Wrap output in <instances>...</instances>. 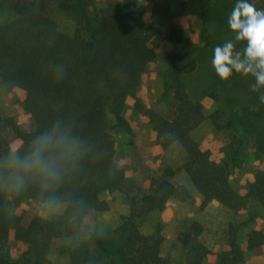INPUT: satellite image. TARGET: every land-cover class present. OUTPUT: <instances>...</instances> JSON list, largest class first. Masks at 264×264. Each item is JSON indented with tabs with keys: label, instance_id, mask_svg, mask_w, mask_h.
I'll return each instance as SVG.
<instances>
[{
	"label": "trees",
	"instance_id": "16d2710c",
	"mask_svg": "<svg viewBox=\"0 0 264 264\" xmlns=\"http://www.w3.org/2000/svg\"><path fill=\"white\" fill-rule=\"evenodd\" d=\"M169 1L175 3L177 0ZM90 5L89 0H61V8L76 19L73 34L63 32L55 21L38 12L37 0H16L17 18L0 24V79L4 86L10 81L23 91L25 110L33 119V129L22 131L13 118L0 112V151L11 145L7 131L12 130L17 135L18 147H21L30 133L40 131L57 117L64 118L96 149V158L86 161L81 177L67 186L72 195L85 197L92 211L104 212L109 208L104 196L119 192L128 206V214L122 217L116 230L106 236L98 234L88 241L95 245L102 264H171L169 258L161 255L160 229L153 235H145L141 226L149 214L163 211L170 200L186 201L190 194L184 185L171 181L174 174L170 168L164 169L161 176L148 177V188L143 190L117 166L114 132L124 131L129 136L130 146L135 144L134 129L123 115L129 100L134 102L138 113L148 118L161 148L178 144L183 149L185 156L181 168L205 203L217 201L236 213L245 210L250 203L264 208V172H257L246 194L240 195L230 180L237 167L239 149L233 148L223 161L216 162L211 151L202 150L193 138V131L205 120L204 106L189 97L177 78L196 68L199 46L178 35L187 48L175 52L177 62L172 82L177 88L179 105L173 117L168 118L145 108L138 97L143 74L157 59L143 23L145 7L124 0L109 2L99 12L91 14ZM211 7L197 8L182 2L179 7L171 6L167 10L172 8L175 15L187 12L195 15L206 38ZM4 8L5 0H0V17ZM56 64L65 66L62 79L54 75ZM233 105L235 110L255 117L264 114L261 102ZM232 123V120L228 122ZM242 136L251 139L262 152L252 139L255 135L250 127L242 128ZM35 197L36 192L29 190L18 198L8 199L17 206L25 200L36 201ZM8 199L0 196V264H49L47 254L53 239L70 236L72 229L64 228L63 218L51 224L36 216L24 225L23 218L9 209ZM237 228L230 226L229 249L217 256L215 264L245 263ZM11 235L26 247L17 258L9 253ZM202 235L203 226L198 221H192L180 232L182 264H203L211 255ZM247 243L249 251L260 248L264 244V234L252 231ZM68 249L72 253L71 264H84L70 246Z\"/></svg>",
	"mask_w": 264,
	"mask_h": 264
},
{
	"label": "rangeland",
	"instance_id": "374dc122",
	"mask_svg": "<svg viewBox=\"0 0 264 264\" xmlns=\"http://www.w3.org/2000/svg\"><path fill=\"white\" fill-rule=\"evenodd\" d=\"M16 0H5L4 13L0 24H6L17 18L14 9ZM91 14L99 12L109 2L124 0H89ZM143 5L146 13L143 18L150 43L157 53V59L150 63L142 77L138 97L145 108L158 111L172 118L179 102L176 87L172 78L175 72V52L185 50L178 35H183L192 44L200 47L196 68L190 73L178 75L179 85L187 91L193 101L204 106L205 120L192 135L202 150H209L216 162L223 161L233 150L238 148L237 167L230 177L231 184L240 195H245L248 184L253 181L257 172H264V114L255 117L249 113L235 110L233 104L253 105L260 102L258 93L250 90L252 78L233 75L222 80L211 65L215 46L231 39L233 34L227 25V18L236 0H129ZM61 0H37V10L57 23L59 28L73 34L76 28L74 15L64 11ZM182 2L195 5L197 8H210L212 11L206 25V38L203 37V26L198 18L187 12L175 15L172 8L179 7ZM258 9H264V0H249ZM238 48L242 45H238ZM211 94L214 97H211ZM0 112L11 117L22 131L33 129V119L24 107V93L20 89L7 90L0 79ZM248 114V115H247ZM135 133L134 147L130 146L129 136L124 131L114 132L116 152L115 162L126 174L135 179L143 190L149 185L148 177L161 176L164 169L173 171L172 182L184 185L190 196L186 201L170 200L163 211L152 212L141 226L145 235H153L159 228L163 237L161 255L169 258L171 264L183 263V251L178 241L180 232L184 231L192 221L203 226V243L211 250V255L203 264H215L217 256L228 251L230 226H237L238 243L245 255L244 264H264V244L253 251L247 249V242L252 231L264 234V208L255 204L238 213L229 210L217 201L205 203L195 190L191 181L181 168L184 161L183 149L178 144L163 149L156 143V134L152 125L144 115L134 109V102L129 100L123 112ZM112 118V117H111ZM233 121L232 125L228 124ZM250 127L255 137L252 139L261 147L259 152L251 139L242 136V128ZM241 135V137H240ZM11 145L18 147L20 140L12 131H7ZM108 202V210L92 211L98 234L106 236L116 230L122 217L128 214V206L119 192L104 196ZM7 205L12 213L23 218V224L42 214L38 212L36 201L25 200L14 206L10 199ZM67 236L53 239L48 251L49 264H71L72 253L68 249ZM25 245L16 242L11 235L9 253L13 258L19 257ZM72 248V247H71ZM84 264H102L95 245L90 242L73 249Z\"/></svg>",
	"mask_w": 264,
	"mask_h": 264
},
{
	"label": "clouds",
	"instance_id": "9594fccd",
	"mask_svg": "<svg viewBox=\"0 0 264 264\" xmlns=\"http://www.w3.org/2000/svg\"><path fill=\"white\" fill-rule=\"evenodd\" d=\"M227 25L233 36L215 46L211 65L225 81L233 75L251 77L250 90L264 103V9L249 0H236ZM54 75L62 79L65 66L56 64ZM5 87L14 89L17 85L9 81ZM95 158L91 141L57 117L30 133L23 146L9 145L0 151V196L12 200L34 190L41 220L55 224L63 218L64 228L72 229L68 244L77 249L98 235V229L89 202L82 195H72L67 186L81 177L86 161Z\"/></svg>",
	"mask_w": 264,
	"mask_h": 264
}]
</instances>
